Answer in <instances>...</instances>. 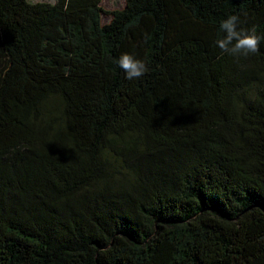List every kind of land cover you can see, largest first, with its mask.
I'll return each mask as SVG.
<instances>
[{
  "label": "trees",
  "instance_id": "obj_1",
  "mask_svg": "<svg viewBox=\"0 0 264 264\" xmlns=\"http://www.w3.org/2000/svg\"><path fill=\"white\" fill-rule=\"evenodd\" d=\"M101 1L0 0V264H264V0Z\"/></svg>",
  "mask_w": 264,
  "mask_h": 264
},
{
  "label": "clouds",
  "instance_id": "obj_2",
  "mask_svg": "<svg viewBox=\"0 0 264 264\" xmlns=\"http://www.w3.org/2000/svg\"><path fill=\"white\" fill-rule=\"evenodd\" d=\"M239 24V17L235 14H230L221 20L219 23L221 35L215 41L216 46L222 53L234 57L247 58L258 54L260 38L255 35V29L245 30L239 27ZM145 39L147 40L148 37ZM116 62L125 73V78L130 81L141 78L149 71L145 61L129 53L121 54Z\"/></svg>",
  "mask_w": 264,
  "mask_h": 264
},
{
  "label": "rangeland",
  "instance_id": "obj_3",
  "mask_svg": "<svg viewBox=\"0 0 264 264\" xmlns=\"http://www.w3.org/2000/svg\"><path fill=\"white\" fill-rule=\"evenodd\" d=\"M31 2L36 1H48V2H54L55 0H29ZM126 0H102L101 1V7L103 9L102 15H101V22L102 23H108L111 20V12L114 10H120L125 7Z\"/></svg>",
  "mask_w": 264,
  "mask_h": 264
}]
</instances>
